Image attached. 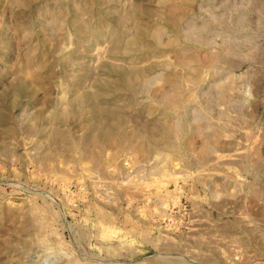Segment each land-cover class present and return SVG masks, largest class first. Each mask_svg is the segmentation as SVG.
I'll return each instance as SVG.
<instances>
[{"label": "rangeland", "instance_id": "1", "mask_svg": "<svg viewBox=\"0 0 264 264\" xmlns=\"http://www.w3.org/2000/svg\"><path fill=\"white\" fill-rule=\"evenodd\" d=\"M0 264H264V0H0Z\"/></svg>", "mask_w": 264, "mask_h": 264}, {"label": "bare ground", "instance_id": "2", "mask_svg": "<svg viewBox=\"0 0 264 264\" xmlns=\"http://www.w3.org/2000/svg\"><path fill=\"white\" fill-rule=\"evenodd\" d=\"M47 110V109H46ZM94 125V124H93ZM92 126V125H91ZM90 127V126H89ZM92 129H94V128H92ZM96 136V135H95Z\"/></svg>", "mask_w": 264, "mask_h": 264}]
</instances>
